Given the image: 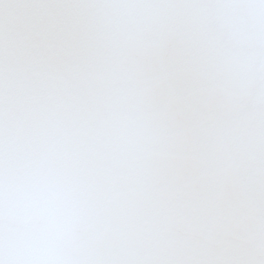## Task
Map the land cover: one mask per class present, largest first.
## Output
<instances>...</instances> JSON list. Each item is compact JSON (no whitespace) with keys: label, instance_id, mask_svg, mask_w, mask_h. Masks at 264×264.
Returning <instances> with one entry per match:
<instances>
[{"label":"snow or ice","instance_id":"1","mask_svg":"<svg viewBox=\"0 0 264 264\" xmlns=\"http://www.w3.org/2000/svg\"><path fill=\"white\" fill-rule=\"evenodd\" d=\"M0 264H264V0H0Z\"/></svg>","mask_w":264,"mask_h":264}]
</instances>
